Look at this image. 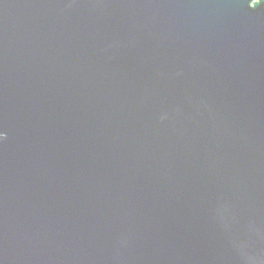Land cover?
I'll return each mask as SVG.
<instances>
[{"label":"water","instance_id":"95a60500","mask_svg":"<svg viewBox=\"0 0 264 264\" xmlns=\"http://www.w3.org/2000/svg\"><path fill=\"white\" fill-rule=\"evenodd\" d=\"M0 264H264V0H0Z\"/></svg>","mask_w":264,"mask_h":264}]
</instances>
